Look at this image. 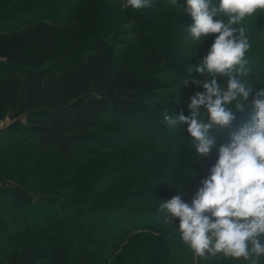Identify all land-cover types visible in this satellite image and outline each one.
<instances>
[{
    "label": "rangeland",
    "instance_id": "rangeland-1",
    "mask_svg": "<svg viewBox=\"0 0 264 264\" xmlns=\"http://www.w3.org/2000/svg\"><path fill=\"white\" fill-rule=\"evenodd\" d=\"M213 2L218 4L219 0ZM122 3L123 0H0V19L7 15L26 18L18 19L23 24L30 18L21 15L27 6L33 14L50 12V24L65 26L77 23L83 11L92 8L90 23L80 30L83 35L90 34L97 11L100 36L98 40L97 35L83 39L87 46L84 49L103 41L135 69L147 53H154L160 60L156 79L166 84L158 94L169 103L178 101L164 110L172 115H188L190 96L204 89L191 82L184 84V70L203 59L216 34L207 36L205 47L192 41L187 29L194 21L182 8L186 7V0H178L175 6L171 0H151L152 7L139 10L124 9ZM244 26L251 44L246 58L252 69L251 79L256 83L254 89L264 88V14L248 18ZM192 75L199 80L208 79L206 74L195 71ZM217 80L222 86L226 84L223 77L218 76ZM246 104L252 112L251 98ZM247 113L236 114L232 127L216 136V145L229 142ZM151 116L155 115L146 110L145 117ZM251 116L252 113L246 119ZM11 123L9 114L0 119V225L23 226L20 209L10 197L13 187L21 185L33 198V204L25 210L33 233L42 231H36L35 225L43 218L47 239H63L71 247L92 251L101 263L250 264L222 256L196 257L180 239L179 220L166 222L167 213L159 210L160 202L177 195L190 203L179 194L181 187L173 184L174 177L181 186L191 188L188 192L196 193L217 159L215 148L207 158L197 156L187 125L146 126L141 134L132 135L139 143L104 150L97 157L66 159L57 152L41 150L29 138L9 135L6 130ZM3 244L10 251L16 246L0 229V245ZM260 264H264V257Z\"/></svg>",
    "mask_w": 264,
    "mask_h": 264
},
{
    "label": "trees",
    "instance_id": "trees-1",
    "mask_svg": "<svg viewBox=\"0 0 264 264\" xmlns=\"http://www.w3.org/2000/svg\"><path fill=\"white\" fill-rule=\"evenodd\" d=\"M22 11L21 15L30 17L23 24L18 19L26 18L0 19V119L9 114V135L29 138L43 151L74 159L139 143L132 135L141 134L146 126L164 127L159 122L161 111L178 101L169 103L158 94L166 84L156 79L160 60L154 53H147L135 69L103 41L85 50L83 39L100 36L97 11L90 34L80 30L90 23L93 9L89 7L77 23L65 26L50 24V12L33 14L27 6ZM206 38L201 47L208 45ZM248 105L246 118L254 113ZM146 110L155 116L145 117ZM246 118L240 126L250 119ZM173 184L183 189L179 194L187 201L196 194L175 177ZM10 197L20 209L23 226L0 225L16 243L12 251L7 244L0 245V264H104L92 251L71 247L63 239H47L43 218L35 225L36 231H42L33 233L25 216L33 198L21 185L13 187Z\"/></svg>",
    "mask_w": 264,
    "mask_h": 264
},
{
    "label": "clouds",
    "instance_id": "clouds-1",
    "mask_svg": "<svg viewBox=\"0 0 264 264\" xmlns=\"http://www.w3.org/2000/svg\"><path fill=\"white\" fill-rule=\"evenodd\" d=\"M177 2L171 0L174 6ZM121 6L139 10L152 3L123 0ZM182 8L194 21L187 29L193 42L216 36L203 59L184 70V84L204 89L190 96L189 114L172 115L165 109L159 122L187 125L197 156L207 158L215 148L217 159L190 203L177 195L160 202L159 210L167 213L166 222L179 220L180 239L196 257L222 256L260 264L264 257V88L254 89L246 58L251 44L244 24L257 13L264 14V0H219L218 4L186 0ZM194 71L208 79H197ZM218 76L226 80L224 86ZM250 98L251 118L231 134L228 143L217 147L216 136L232 127Z\"/></svg>",
    "mask_w": 264,
    "mask_h": 264
}]
</instances>
